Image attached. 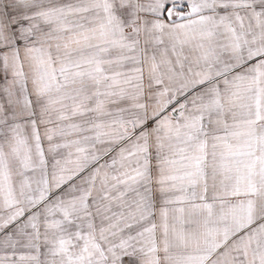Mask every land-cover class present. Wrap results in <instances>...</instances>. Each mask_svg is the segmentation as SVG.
Returning a JSON list of instances; mask_svg holds the SVG:
<instances>
[{
  "label": "snow or ice",
  "instance_id": "snow-or-ice-1",
  "mask_svg": "<svg viewBox=\"0 0 264 264\" xmlns=\"http://www.w3.org/2000/svg\"><path fill=\"white\" fill-rule=\"evenodd\" d=\"M0 264H264V0H0Z\"/></svg>",
  "mask_w": 264,
  "mask_h": 264
}]
</instances>
